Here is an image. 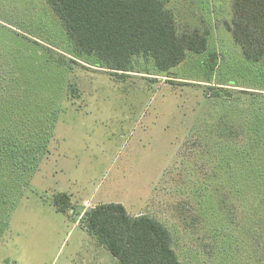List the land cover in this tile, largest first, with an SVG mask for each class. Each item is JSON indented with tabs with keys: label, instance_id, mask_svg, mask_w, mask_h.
<instances>
[{
	"label": "rangeland",
	"instance_id": "obj_1",
	"mask_svg": "<svg viewBox=\"0 0 264 264\" xmlns=\"http://www.w3.org/2000/svg\"><path fill=\"white\" fill-rule=\"evenodd\" d=\"M233 1L166 0L205 50L123 72L78 55L48 0H0V264H120L81 221L110 202L162 222L182 264H264V61Z\"/></svg>",
	"mask_w": 264,
	"mask_h": 264
},
{
	"label": "trees",
	"instance_id": "obj_2",
	"mask_svg": "<svg viewBox=\"0 0 264 264\" xmlns=\"http://www.w3.org/2000/svg\"><path fill=\"white\" fill-rule=\"evenodd\" d=\"M48 1L77 54L93 57L110 71H133L134 56L139 55L167 71L188 52L201 53L207 46L205 34L178 26L166 0ZM229 29L246 59L264 61V0H234ZM54 204L67 212L68 194L58 193ZM81 221L120 264H182L171 231L152 216L131 215L123 204L110 202L85 211Z\"/></svg>",
	"mask_w": 264,
	"mask_h": 264
},
{
	"label": "snow or ice",
	"instance_id": "obj_3",
	"mask_svg": "<svg viewBox=\"0 0 264 264\" xmlns=\"http://www.w3.org/2000/svg\"><path fill=\"white\" fill-rule=\"evenodd\" d=\"M245 39H246V37L242 36L241 37V42L243 43Z\"/></svg>",
	"mask_w": 264,
	"mask_h": 264
}]
</instances>
